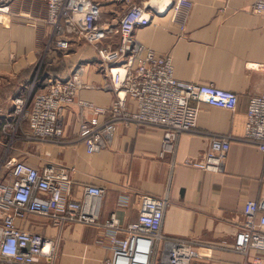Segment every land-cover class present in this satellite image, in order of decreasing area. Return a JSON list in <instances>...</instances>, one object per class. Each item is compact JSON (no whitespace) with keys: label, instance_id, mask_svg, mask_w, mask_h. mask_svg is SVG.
Listing matches in <instances>:
<instances>
[{"label":"crops","instance_id":"0c3cea01","mask_svg":"<svg viewBox=\"0 0 264 264\" xmlns=\"http://www.w3.org/2000/svg\"><path fill=\"white\" fill-rule=\"evenodd\" d=\"M94 1L100 3V23L116 24L126 6L125 0ZM128 1L154 13L150 24L134 30L139 43L169 58L177 80L236 93V108L200 103L194 130L180 134L172 153H160V129L120 122L104 135L100 151L87 153L79 125L94 114L78 104L63 112L60 143L29 140L27 122L14 125L16 96L42 91L47 80L65 76L77 64L83 65L79 99L106 107L113 94L104 87L107 78L90 45L74 40L68 50H56L44 2L13 0L8 18L0 20V179L9 176L13 161L23 160L38 169L52 164L67 170L64 192L72 199L81 200L86 184L104 189L91 198L98 224L57 227L35 214L17 218L15 224L56 240L57 264H104L116 238L104 226L109 215L126 225L137 219L138 194L166 196L160 229L164 240L149 255L150 264H169L168 238L194 244L198 255L191 264H255L263 252L243 255L232 244L244 203L264 196V152L243 138L249 99L264 91V12H253L252 0ZM41 62L44 76L35 78L33 67ZM98 119L107 121L104 115ZM219 136L230 138L223 165L217 172L206 171L204 153L210 139ZM121 197L126 198L123 205L118 204Z\"/></svg>","mask_w":264,"mask_h":264},{"label":"built area","instance_id":"2783aa9c","mask_svg":"<svg viewBox=\"0 0 264 264\" xmlns=\"http://www.w3.org/2000/svg\"><path fill=\"white\" fill-rule=\"evenodd\" d=\"M13 0H0V20H6ZM46 6V23L52 30L56 50H68L74 40H82L95 51L97 67L106 75L104 84L113 99L106 107L79 99L84 87L83 65H74L65 76L46 81L42 91L31 89L13 99L14 125L26 121L29 140L60 143L61 118L71 104L89 108L94 114L79 125V136L87 153L100 151L104 135L114 123L137 124L162 131L161 154L172 153L180 134L196 126L199 104L204 102L228 110L237 105V94L211 83L177 80L170 59L139 43L134 37L137 27L151 23L154 13L144 4L126 1L116 24L100 23V3L94 0H42ZM252 11L264 12V0H252ZM39 69V68H37ZM38 72L35 74L37 78ZM106 116L100 123L98 116ZM244 140L264 152V91L252 95L246 112ZM229 136L213 137L203 156L202 168L217 172L227 154ZM6 164V163H4ZM9 176L0 179V262L7 264H57L58 242L42 234L21 229L15 219L29 214L46 217L51 224L78 222L98 224L91 198L100 197L104 189L95 184L83 187L81 200L65 194L69 174L52 164L35 168L16 160L7 169ZM264 176V166L262 170ZM137 219L122 225L111 213L104 226L116 236L111 258L104 264H137V256L149 255L164 240L161 225L168 204L166 196L137 195ZM125 197L118 204L123 205ZM243 221L235 235L232 249L243 255L250 250L263 252L255 264L264 263V196L247 200L242 208ZM169 264H191L198 255L192 242L168 238Z\"/></svg>","mask_w":264,"mask_h":264},{"label":"bare ground","instance_id":"6f19581e","mask_svg":"<svg viewBox=\"0 0 264 264\" xmlns=\"http://www.w3.org/2000/svg\"><path fill=\"white\" fill-rule=\"evenodd\" d=\"M146 263V257L145 254L140 253L137 256V264H145Z\"/></svg>","mask_w":264,"mask_h":264},{"label":"trees","instance_id":"16d2710c","mask_svg":"<svg viewBox=\"0 0 264 264\" xmlns=\"http://www.w3.org/2000/svg\"><path fill=\"white\" fill-rule=\"evenodd\" d=\"M44 69V68H43ZM43 71L44 70H42L41 68H39V69H37V66H34L33 67V75H35L37 72H38V74H37V78H41L42 77V75H43ZM46 74H48V73H46ZM44 76V75H43Z\"/></svg>","mask_w":264,"mask_h":264},{"label":"rangeland","instance_id":"374dc122","mask_svg":"<svg viewBox=\"0 0 264 264\" xmlns=\"http://www.w3.org/2000/svg\"><path fill=\"white\" fill-rule=\"evenodd\" d=\"M42 62H43V61H42ZM42 62L40 63L41 65L39 66V68H41V69L43 68V63H42ZM38 64H39V63H38Z\"/></svg>","mask_w":264,"mask_h":264}]
</instances>
